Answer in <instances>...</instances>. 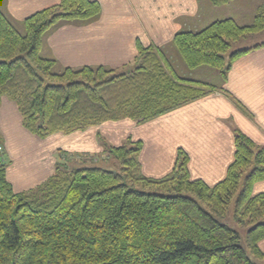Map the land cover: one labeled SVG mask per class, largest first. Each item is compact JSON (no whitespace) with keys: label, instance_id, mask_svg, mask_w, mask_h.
Segmentation results:
<instances>
[{"label":"trees","instance_id":"1","mask_svg":"<svg viewBox=\"0 0 264 264\" xmlns=\"http://www.w3.org/2000/svg\"><path fill=\"white\" fill-rule=\"evenodd\" d=\"M100 11L96 0H59L26 17L21 33L0 10V104L3 98L16 104L29 134L47 139L125 119L140 125L218 89L179 77L162 48L139 40L132 62L119 68L60 67L41 55L47 32L94 21ZM261 32L264 5L251 24L216 20L175 33L171 45L188 70L207 67L225 80L234 59L264 44L226 56L231 45ZM99 142L98 154L60 152L66 163L16 192L0 139V264H264V192L252 194L264 180V147L234 129L233 159L223 179L209 186L191 179L181 148L172 170L153 178L142 172L140 140ZM230 205L233 220L248 228L249 255L239 233L219 221Z\"/></svg>","mask_w":264,"mask_h":264},{"label":"crops","instance_id":"2","mask_svg":"<svg viewBox=\"0 0 264 264\" xmlns=\"http://www.w3.org/2000/svg\"><path fill=\"white\" fill-rule=\"evenodd\" d=\"M96 1L101 8L96 20L64 23L43 36V57L55 59L60 67L119 68L132 62L137 53V40L145 46L162 48L168 57V48L175 33L200 30L209 20L206 21L204 15H212L211 10L203 13L199 0ZM58 2L59 0H0V10L15 24ZM201 68L210 69H197ZM210 71L212 69L205 70V75L203 72L204 79L192 80L213 85L212 81H208V78L214 77ZM214 73L219 79L214 85L218 89L197 101L140 125L125 119L72 132L64 135L73 139L71 148L66 145V149L62 146L57 150L98 154L102 147L95 139L99 141L101 138L108 145L118 146L130 137L133 141L142 142L139 159L143 174L160 178L172 170L177 150L181 148L189 156L188 170L191 179H201L212 186L223 179L227 166L233 159L234 129L241 131L256 145L264 147V45L234 59L225 80L217 72ZM221 89L228 94L221 92ZM2 118L18 123L19 135L22 138L25 135L26 139L33 142L30 146H37L36 149H39L36 156L32 157L33 149L30 150L22 141L15 140L12 144L19 153H9L11 161L16 158L25 161L18 162L21 168L16 175L8 167L7 179L15 191H24L52 174L54 165L58 162L57 157L53 156L52 162L47 148L37 142L38 139H44L29 134L23 128L17 106L8 98H3L0 105V133L6 141V124L1 121ZM83 138L87 139V143L82 141ZM5 147L8 151L6 143ZM45 154H48V160L41 159ZM38 161L43 162L41 166L25 167L30 162ZM260 192H264V180L256 182L252 187V194ZM259 247L264 251V239L259 242Z\"/></svg>","mask_w":264,"mask_h":264},{"label":"rangeland","instance_id":"3","mask_svg":"<svg viewBox=\"0 0 264 264\" xmlns=\"http://www.w3.org/2000/svg\"><path fill=\"white\" fill-rule=\"evenodd\" d=\"M199 2L201 4V7H202L204 14L206 13V10H211V12H212V15H206V16L204 15V18L206 19V21H207V19H209L205 25H208L209 23H211L213 21L224 19V18H233L240 25L251 24L254 20L256 13L264 5V0H232L230 3H228L226 5H222V6L213 5L211 3V0H199ZM21 23L15 22V25H16V27H19L20 28L19 31L21 33H23L24 30L22 29ZM260 43H264V32L252 34V35H249L248 37H246L245 39L234 42L231 45L230 49L227 51L226 56H228L231 52H233L235 50H242V49L249 48V47H252V46L260 44ZM168 57L170 59L169 61L171 62V66H172L173 71L179 77H184L186 79H200V80H202V79H204L203 77H205V76H202L203 72L205 75V70H211V69H206V68H201V69H197V70H193V71L188 70L183 59H182V57L180 56L179 52L177 51V49H175V47L173 45H170V47L168 48ZM190 72H192V73H190ZM210 72H213L214 77H213V79L208 78V81H212L211 83L213 85H215L219 80V79H217V76L214 73L216 71L212 70ZM208 77H211V75H209ZM1 121L5 122L6 131H7L6 132V141H5L4 136L1 135L2 133H0L2 148L4 147L3 148V151H4L3 159L7 163V168L9 167V171L13 172V174L16 175L21 168L18 166V162H23L25 160L22 158H18V159L16 158L14 161H11V159L9 158L10 155H15L14 153H17V154L19 153V151H17L16 146L14 148L12 147V144L15 142V140H17L18 142L22 141L26 146H28L30 148V150L33 149L32 150V153H33L32 157L36 156L35 154H37L39 149H36L37 146L31 145L32 147H34V148H32L30 146V144H32L33 142L29 141V139H26L25 135L23 136V138L19 135L18 130H17L18 123H16L14 120L12 122L13 124L10 121L4 120L3 118ZM6 122H9V123L7 124ZM79 136L81 137L82 135L79 134ZM83 137H86V135L83 134ZM72 140L70 139V136L64 137L63 134H56L49 139L48 138L44 139V140L38 139L37 142L43 148L44 147L47 148L52 162L54 159L53 156H56L58 162L62 161L64 163H66L65 156L63 154H60L61 150H57V148L63 146V147H65L64 149H66V145L69 146L68 148H71L70 144L73 142ZM80 140H82V139H80ZM95 140H96V142L99 143V141L97 139H95ZM82 141L84 143H87V139H85V138H83ZM5 143L7 144V146H9L8 151H7V148L5 147ZM11 149L15 152H12ZM101 151H102V149L100 148L98 152L101 153ZM9 153H10V155H9ZM24 153H27V152H24ZM28 153L30 155L31 151H29ZM66 153L71 154V152H66ZM53 154H55V155H53ZM101 157H102V159H104L107 157V155L103 154ZM41 159L42 160H48L49 159L48 154L43 155L41 157ZM111 160L114 161V164L116 167L115 169H118L119 165L115 161V159L111 158ZM67 162H70V161L67 160ZM42 163L43 162H39V161L38 162H32V163L30 162V163L26 164L25 167L31 168V167L41 166ZM104 165L106 167H110L111 163L110 162L104 163ZM52 168H53V166H52ZM16 192H19V191H16ZM219 221L221 223L225 224L226 226H228L229 228H231V229H233L239 233L240 238H241V245L249 255V252H248L247 247L245 245V235H246V231L248 228L245 226L237 224L233 220V205L229 206L228 211L226 212V215L222 218H219Z\"/></svg>","mask_w":264,"mask_h":264}]
</instances>
